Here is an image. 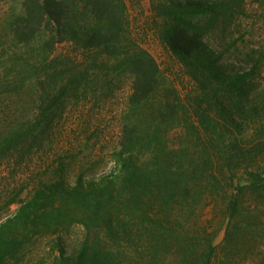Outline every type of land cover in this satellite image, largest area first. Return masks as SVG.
I'll list each match as a JSON object with an SVG mask.
<instances>
[{
  "label": "trees",
  "instance_id": "1",
  "mask_svg": "<svg viewBox=\"0 0 264 264\" xmlns=\"http://www.w3.org/2000/svg\"><path fill=\"white\" fill-rule=\"evenodd\" d=\"M245 2H154L160 37L196 84L194 115L138 42L125 0H23L13 36L25 49L15 56V77L0 78V95L19 93L48 73L49 54L65 40L100 50L132 83L112 154L119 172L71 178L61 164L28 198L11 200L8 206L20 205L0 221V264H214L223 229L230 237L249 198L264 196V83L256 80L264 47L210 39L244 12ZM20 131L1 136L0 148L21 140ZM210 207L224 225L201 223L213 222L206 218ZM74 224L85 234L69 250L62 232ZM46 236L54 237V256L34 261L29 243Z\"/></svg>",
  "mask_w": 264,
  "mask_h": 264
},
{
  "label": "rangeland",
  "instance_id": "2",
  "mask_svg": "<svg viewBox=\"0 0 264 264\" xmlns=\"http://www.w3.org/2000/svg\"><path fill=\"white\" fill-rule=\"evenodd\" d=\"M125 1L138 42L154 55L164 80L178 86L186 110L194 114L196 84L160 37L155 0ZM22 12L23 0H0V78L6 80L15 77L13 71L21 64L15 56L25 49L13 36V22ZM210 39L214 44L238 39L242 47H264V0H246L244 12L230 25H220ZM48 64L50 71L21 92L0 95V137L19 128L24 134L12 147L0 148V221L18 209L19 202L8 206L11 200L28 198L34 186L40 180H50L61 164L71 178L81 171L90 177L119 172L112 154L128 108L130 74L112 70L100 50L86 51L69 40L55 45ZM256 80L264 83V67ZM45 112L46 118L39 124ZM182 124H186L185 117ZM251 200L232 235L225 237L224 229L219 235L214 264H264V196L257 202ZM211 217L213 222L201 223L224 225L212 207L206 211V218ZM84 234L82 224L62 232L69 250ZM53 244V236L30 242L34 261H50Z\"/></svg>",
  "mask_w": 264,
  "mask_h": 264
}]
</instances>
